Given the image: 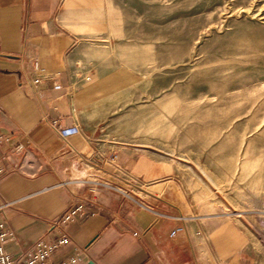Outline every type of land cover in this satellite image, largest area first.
Here are the masks:
<instances>
[{"label":"rangeland","instance_id":"374dc122","mask_svg":"<svg viewBox=\"0 0 264 264\" xmlns=\"http://www.w3.org/2000/svg\"><path fill=\"white\" fill-rule=\"evenodd\" d=\"M55 22L101 156L178 207L208 264H264V0H64Z\"/></svg>","mask_w":264,"mask_h":264},{"label":"crops","instance_id":"0c3cea01","mask_svg":"<svg viewBox=\"0 0 264 264\" xmlns=\"http://www.w3.org/2000/svg\"><path fill=\"white\" fill-rule=\"evenodd\" d=\"M63 2L0 0V222L15 234L8 251L18 257L40 237L55 238L53 222L82 201L85 215L67 227L73 241L52 262L78 254L79 264H208L189 227L188 239L169 237L178 207L157 192L140 197L125 180L140 174L101 156L87 78L70 65L73 40L55 22ZM224 264L253 259L237 250Z\"/></svg>","mask_w":264,"mask_h":264},{"label":"built area","instance_id":"2783aa9c","mask_svg":"<svg viewBox=\"0 0 264 264\" xmlns=\"http://www.w3.org/2000/svg\"><path fill=\"white\" fill-rule=\"evenodd\" d=\"M40 82L39 78L35 79ZM21 148V145L17 146ZM5 153L0 150V175L3 171V160ZM21 168L22 163L16 165ZM85 215V204L77 201L51 226L49 233L55 232L53 239L47 235L40 237L28 250L19 255L13 256L7 249V245L15 240L13 230L8 228L4 222H0V264H79L80 256L73 255L63 259L61 262H52V254L59 248L71 244L73 239L68 232V225L77 218ZM136 234V233H135ZM137 235V234H136ZM169 237L175 240H186L189 238V232L185 225L183 217H179L174 227L169 233Z\"/></svg>","mask_w":264,"mask_h":264},{"label":"water","instance_id":"95a60500","mask_svg":"<svg viewBox=\"0 0 264 264\" xmlns=\"http://www.w3.org/2000/svg\"><path fill=\"white\" fill-rule=\"evenodd\" d=\"M91 264H95V263L92 262Z\"/></svg>","mask_w":264,"mask_h":264}]
</instances>
